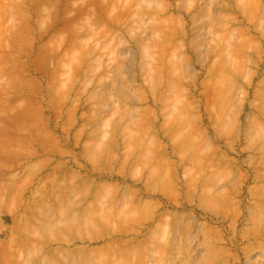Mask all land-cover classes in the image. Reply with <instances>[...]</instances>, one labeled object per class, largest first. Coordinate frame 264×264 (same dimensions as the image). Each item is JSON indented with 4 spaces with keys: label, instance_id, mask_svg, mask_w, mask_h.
Here are the masks:
<instances>
[{
    "label": "rangeland",
    "instance_id": "obj_1",
    "mask_svg": "<svg viewBox=\"0 0 264 264\" xmlns=\"http://www.w3.org/2000/svg\"><path fill=\"white\" fill-rule=\"evenodd\" d=\"M239 1L0 0V264H264V0Z\"/></svg>",
    "mask_w": 264,
    "mask_h": 264
},
{
    "label": "bare ground",
    "instance_id": "obj_2",
    "mask_svg": "<svg viewBox=\"0 0 264 264\" xmlns=\"http://www.w3.org/2000/svg\"><path fill=\"white\" fill-rule=\"evenodd\" d=\"M240 1H241V0H240ZM240 1H239V2H240ZM243 2H245V1H243ZM257 2H259V1H257ZM12 3H13V2H12ZM246 3H247V2H245V6L247 5ZM6 4H7V2H6ZM258 4H259V3H258ZM2 5H3V4H2ZM251 5H252V4H251ZM247 6H248V5H247ZM165 7H166V6H165ZM239 7H241V6H239ZM250 7H251V6H250ZM252 7H253V6H252ZM256 7H257V6H256ZM244 8H246V7H244ZM166 9H167V8H166ZM261 9H262V8H261ZM164 10H165V9H164ZM256 10H257V9H256ZM256 10H255V11H256ZM244 11H245V10H244ZM17 12H18V11H17ZM252 13H255V12H252ZM263 13H264V11H263ZM19 16H20V15H19ZM246 16H247V15H246ZM248 16H249V15H248ZM251 18H252V17H251ZM254 18H255V17H254ZM23 19H24V18H23ZM19 20H20V19H19ZM2 23H3V22H2ZM89 24H90V23H89ZM1 25H2V24H1ZM225 28H227V27H225ZM1 29H2V27H1ZM168 30H169V29H168ZM243 33H244V32H243ZM166 34H167V33H166ZM8 35H9V34H8ZM240 35H241V34H240ZM226 36L228 37V35H226ZM224 37H225V36H224ZM245 38H246V37H245ZM249 39H250V38H249ZM161 40H163V39H161ZM228 40H229V39H228ZM236 40H237V38H236ZM244 40H245V39H244ZM247 40H248V39H247ZM229 41H230V40H229ZM233 42H234V41H233ZM224 44H225V43H224ZM165 45H166V44H165ZM234 46H235V45H234ZM144 47H145V46H144ZM147 47H149V46H147ZM217 47H218V46H217ZM224 47H225V46H224ZM227 48H228V47H227ZM236 48H237V47H236ZM144 49H145V48H144ZM225 49H226V47H225ZM233 49H234V48H233ZM233 49H232V50H233ZM148 50H149V49H148ZM146 52H147V50L145 51V53H146ZM233 52H234V50H233ZM230 53H231V51H230ZM147 54H149V52H148ZM222 54H223V53H222ZM233 54H234V53H233ZM145 56H146V55H145ZM227 56H228V55H227ZM232 56H233V55H232ZM224 57H226V56H224ZM237 58H238V57H237ZM229 60H230V59H229ZM230 61H231V60H230ZM240 61H241V60H240ZM240 61H239V62H240ZM227 62H228V61H227ZM236 62H237V60H236ZM237 64H238V63H237ZM220 65H221V64H220ZM233 66H234V65H233ZM235 68H236V67H235ZM226 71H227V70H226ZM232 71H233V70H232ZM224 72H225V70H224ZM235 72H236V71H235ZM218 73H219V72H218ZM216 74H217V73H216ZM222 74H223V73H222ZM226 74H227V73H226ZM236 74H237V73H236ZM236 74H235V75H236ZM224 75H225V74H224ZM216 77H217V76H215V78H216ZM218 77H219V76H218ZM230 77H231V76H230ZM224 78H225V77H224ZM226 79H227V78H226ZM223 80H224V79H223ZM223 80H222V81H223ZM232 81H233V80H232ZM217 82H218V81H217ZM220 83H221V84H224V83H222V82H220ZM228 83H229V82H228ZM214 84H215V83H214ZM217 84H218V83H217ZM225 84H226V83H225ZM215 86H216V85H215ZM225 86H226V85H225ZM234 86L236 87V84H235ZM234 86H233V87H234ZM229 89H230V88H229ZM231 89H232V86H231ZM234 90H235V89H234ZM232 91H233V89H232ZM225 92H226V91H225ZM228 92H229V91H228ZM219 95H220V94H219ZM230 95H231V94H230ZM217 97H218V96H217ZM224 97H225V96H224ZM228 97H229V96H228ZM218 98H219V97H218ZM221 98H222V97H221ZM219 99H220V98H219ZM219 99H217V100H219ZM218 102H219V101H218ZM220 102H221V101H220ZM217 104H218V103H217ZM225 107H226V106H225ZM226 109H227V108H226ZM226 109H225V110H226ZM216 110H217V109H216ZM216 110H215V111H216ZM222 110H223V109H222ZM178 113H180V115H181V112H178ZM225 113H226V112H225ZM223 114H224V113H223ZM226 114H227V113H226ZM128 115H129V114H128ZM128 115H127L126 117H129ZM172 115H173V114H172ZM177 115H179V114H177ZM220 115H221V114H220ZM168 117H169V116H168ZM219 117H220V116H219ZM129 118H130V117H129ZM222 118H224V117H222ZM225 118H226V117H225ZM132 119H133V118H132ZM178 119H179V118H178ZM125 120H128V119L126 118ZM225 120H226V119H225ZM228 120H229V119H228ZM233 120H234V119H233ZM141 121H142V120H141ZM141 121H140V122H141ZM176 121H177V119H176ZM179 121H181V120H178L177 122H179ZM230 121H231V120H230ZM168 122H169V121H168ZM174 122H175V121H174ZM232 122H234V121H232ZM135 123H136V122H135ZM130 124H131V123H130ZM130 124H129V125H130ZM142 124H143V123H142ZM177 124H178V123H177ZM123 125H124V124H123ZM137 125H138V123H137ZM144 125H145V124H144ZM233 125H234V124H233ZM135 126H136V124H135ZM147 126H148V125H147ZM169 126H170V124H169ZM178 126H179V125H178ZM133 127H134V126H133ZM137 127H138V126H136V129H137ZM145 127H146V125H145ZM173 127H174V126H173ZM231 127H232V126H231ZM129 128H130V127H129ZM171 128H172V127H171ZM176 128H177V127H176ZM181 128H182V126H181ZM174 129H175V128H174ZM127 130H128V129H127ZM131 130H133V129H131ZM146 130H147V129H146ZM123 131H124V130H123ZM125 131H126V128H125ZM125 131H124V132H125ZM144 131H145V130H144ZM149 131H150V130H149ZM129 132H130V131H129ZM129 132H128V133H129ZM137 132H138V131H137ZM140 132H141V131H140ZM147 132H148V131H147ZM168 132H169V131H168ZM178 132H179V131H178ZM178 132H176V133H178ZM185 132H187V131H185ZM185 132H184V134H185ZM145 133H146V131H145ZM179 133H180V132H179ZM124 134H125V133H124ZM188 134H189V133H188ZM138 135H139V134H138ZM140 135H141V134H140ZM140 135H139V136H140ZM175 135H176V134H175ZM170 136H171V135H170ZM143 137H144V136H143ZM148 137H149V136H148ZM188 137H189V136H188ZM188 137H187V138H188ZM138 138H139V137H138ZM178 138H179V137H178ZM181 138H182V137H181ZM182 139H184V138H182ZM188 140H189V139H188ZM142 141H143V140H142ZM147 141H148V140H147ZM156 141H157V140H156ZM156 141H155V144H156ZM172 141H173V140H172ZM181 141H182V140H181ZM181 141H180V142H181ZM139 142H141V140H139ZM139 142H138V144H139ZM153 142H154V140H153ZM177 142H178V140H177ZM177 142H176V143H177ZM188 142H189V141H188ZM188 142H187V143H188ZM155 144H154V145H155ZM158 144H159V142H158ZM181 144H182V143H181ZM159 145H160V144H159ZM173 145H174V144H173ZM176 145H177V144H176ZM196 145H197V144H196ZM136 146H137V145H136ZM145 146H147V145H145ZM145 146H144V147H145ZM150 146H151V144H150ZM164 146H165V145H164ZM194 146H195V145H194ZM142 147H143V146H142ZM151 147H152V146H151ZM155 147H156V145H155ZM159 147H162V146H159ZM165 147H166V146H165ZM175 147H176V146H175ZM177 147H178V145H177ZM181 147H182V146H181ZM137 148H138V147H137ZM145 148H146V147H145ZM197 148L199 149L200 147L198 146ZM202 148H203V146H202ZM143 149H144V148H143ZM143 149H142V150H143ZM151 149H152V148H151ZM176 149H177V148H176ZM180 149H181V148H180ZM182 149H183V148H182ZM145 150H146V149H145ZM153 150H154V148H153ZM155 150H156V149H155ZM162 150H163V148H162ZM183 150H184V149H183ZM156 151H158V148H157ZM159 151H160V150H159ZM198 151H199V150H198ZM147 152H148V151H147ZM163 152H164V151H163ZM166 152H167V151H166ZM186 152H187V151H186ZM202 152H203V151H202ZM200 153H201V152H200ZM142 154H144V153H142ZM151 154H152V152H151ZM154 154H155V153H154ZM160 154H161V153H160ZM187 154H188V153H187ZM145 155H146V154H145ZM155 155H156V154H155ZM165 155H166V153L164 154V156H165ZM204 155H205V154H204ZM181 156H182V155H181ZM187 156H188V155H187ZM159 157H160V156H159ZM162 157H163V156H162ZM167 157H168V156H167ZM202 157H203L204 159H206L205 156H202ZM164 158H166V157H164ZM186 158H187V157H186ZM203 158H201V161L203 160ZM156 159H157V158H156ZM158 159H160V158H158ZM167 159H169V158H167ZM183 159H184V161H185V157H184ZM143 160H144V159H143ZM145 160H146V158H145ZM192 160H193V159H192ZM195 160L197 161V160H199V159L196 157ZM159 161H160V160H159ZM162 161L164 162V160H162ZM184 161H183V162H184ZM205 161H206V160H205ZM170 162H172V161L169 160V164H170ZM191 162H192V161H191ZM161 163H162V162H161ZM164 163H165V162H164ZM173 163H174V162H173ZM173 163H172V164H173ZM202 163H203V161H202ZM205 163H206V162H205ZM156 164H157V161H156ZM166 164H167V163H166ZM172 164H171V165H172ZM181 164H182V163H181ZM203 164H204V163H203ZM171 165H169V169H170V166H171ZM193 165H196V164H193ZM153 166H155V165H153ZM156 166H157V169H158V165H156ZM160 166H161V165H160ZM199 166H200V165H199ZM199 166H198V167H199ZM205 166H206V165H205ZM205 166H204V167H205ZM189 167H190V166H189ZM193 167H194V166H193ZM204 167H203V168H204ZM185 168H186V167H185ZM201 168H202V167H201ZM162 169L164 170V167H162ZM190 169H193V168L190 167ZM160 170H161V169H160ZM165 170H167V169L165 168ZM187 170H189V169H187ZM194 170L197 171L196 169H194ZM225 170H227V169H225ZM191 171H192V170H191ZM221 171H222V169H221ZM158 172H159V171H158ZM187 172H188V171H187ZM187 172H186V173H187ZM153 173H154V172H153ZM160 173H161V171H160ZM162 173H164V171H163ZM197 173H198V172H197ZM156 174H158V173L156 172ZM168 174H169V173H168ZM189 174H190V173H189ZM201 174H203V172H202ZM218 174H219V173H218ZM224 174H225V173H224ZM228 174H229V173H228ZM72 175H73V174H72ZM165 175H166V174H165ZM169 175H172V174H169ZM187 175H188V174H187ZM192 175H193V177H195V176H194V173H193ZM197 175H198V174H197ZM199 175H200V174H199ZM220 175H221V174H220ZM151 177H152V176H151ZM151 177H149V178L151 179ZM153 177H155L154 174H153ZM156 177H157V176H156ZM159 177H161V175H160ZM170 177H171V176H170ZM173 177H174V176H173ZM188 177H189V176H188ZM217 177H218V176H217ZM76 178H77V177H76ZM146 178H147V177H146ZM162 178H163V177H162ZM166 178H167V177H166ZM166 178H165V179H166ZM168 178H169V177H168ZM171 178H172V177H171ZM171 178H170V179H171ZM197 178H198V177H197ZM156 179H157V178H156ZM77 180H78V179H77ZM167 180H168V179H167ZM184 180H185V179H184ZM83 181H84V180H83ZM150 181H151V180H150ZM157 181H158V180H157ZM159 181H161V179H160ZM162 181H163V179H162ZM191 181H192V180H191ZM196 181H197V180H196ZM90 182H91V181H90ZM153 182H154V180L152 179V183H153ZM166 182H167V181H166ZM169 182H170V181H169ZM174 182H175V181H174ZM157 183H158V182H157ZM172 183H173V180H172ZM196 183H197V182H196ZM148 184H149V183H148ZM150 184H151V182H150ZM155 184H156V183H155ZM168 184H169V183H168ZM168 184H167V185H168ZM174 184H175V183H174ZM193 184H195V183L193 182ZM152 185H153V184H152ZM158 185H159V184H158ZM162 185H163L162 187H164V185H166V184H165V181H164V183H163ZM190 185H191V184H190ZM90 186H91V185H90ZM114 186H115V185H114ZM156 186H157V185H156ZM172 186H173V185H172ZM172 186H171V187H172ZM204 186H205V185H204ZM97 187H98V186H97ZM97 187H96V188H97ZM107 187H108V186H107ZM147 187H148V186H147ZM150 187H152V186H150ZM150 187H149V188H150ZM205 187H206V186H205ZM101 188H102V184H101ZM116 188H117V186H116ZM155 188H156V187H155ZM157 188H158V187H157ZM164 188H166V187H164ZM169 188H170V187H169ZM175 188H176V186H175ZM195 188H196V187H195ZM207 188H208V187H207ZM207 188H206V189H207ZM70 189H71V188H70ZM86 189H87V188H86ZM90 189H91V188H90ZM118 189H119V188H118ZM197 189H198V188H197ZM202 189H203V188H202ZM63 190H64V189H63ZM63 190H62V191H63ZM65 190H66V189H65ZM97 190H98V189H97ZM114 190H115V189H114ZM146 190H147V189H146ZM157 190H158V189H157ZM60 191H61V190H60ZM60 191H59V192H60ZM88 191H89V190H88ZM102 191H103V190H102ZM110 191H112V190H110ZM134 191H135V190H134ZM137 191H138V190H137ZM154 191H155V190H154ZM67 192H68V191H67ZM84 192H85V191H84ZM90 192H91V191H90ZM96 192H97V191H96ZM113 192H114V191H113ZM113 192H112V195H113ZM128 192H129V191H128ZM146 192H147V191H146ZM162 192H163V191H162ZM55 193H56V192H55ZM55 193H54V194H55ZM60 193H61V192H60ZM100 193H101V192H100ZM107 193H108V192H107ZM116 193H117V192H116ZM116 193H115V194H116ZM135 193H136V192H135ZM135 193H133V195H134ZM54 194H53V195H54ZM56 194H57V193H56ZM62 194H63V192H62ZM94 194H95V193H94ZM110 194H111V193H110ZM110 194H109V195H110ZM137 194H138V193H137ZM204 194H205V193H204ZM210 194H211V193H210ZM256 194H257V193H256ZM57 195L60 196V194H57ZM95 195H96V194H95ZM207 195H208V194H207ZM214 195H215V194H214ZM221 195H223V194H221ZM221 195L219 194V196H221ZM225 195H227V194L225 193ZM69 196H70V195H69ZM100 196H101V195H100ZM127 196H128V195H127ZM135 196H136V197H135ZM204 196H205V195H204ZM209 196H210V195H209ZM51 197H52V196H51ZM51 197H50V199H51ZM61 197H62V196H61ZM66 197H67V196H66ZM85 197H87V196H85ZM85 197H84V199H85ZM95 197H96V196H95ZM112 197H114V196H112ZM115 197H117V196L115 195ZM128 197H129V196H128ZM134 197H135V198H133V197H132L131 199L129 198V199H130V202H131V204H132V206H133V208H134V206H136V203H135L136 199H138L136 194L134 195ZM227 197H228V196H226V197H224V198L227 199ZM52 198H53V197H52ZM207 198H208V197H207ZM207 198H206V199H207ZM218 198H219V197H218ZM259 198H260V197H259ZM262 198H263V197H262ZM262 198H260V199H262ZM98 199H99V198H98ZM100 199H101V198H100ZM112 199H114V198H112ZM115 199H116V198H115ZM212 199H213V198H212ZM212 199H211V201H212ZM221 199H222V198H221ZM55 200H56V199H55ZM60 200H61V199H60ZM62 200H63V199H62ZM78 200H80V199H78ZM109 200H110V198H109ZM139 200H140V199H139ZM201 200H202V199H201ZM81 201H82V200H81ZM90 201H91V200H90ZM90 201H89V202H90ZM94 201H95V200H94ZM99 201H100V200H99ZM105 201H106V200H105ZM114 201H115V200H114ZM114 201H109V202L114 203ZM118 201H119V200H118ZM208 201H209V200H208ZM50 202H51V201H50ZM55 202H56V201H55ZM97 202H98V201H97ZM116 202H117V201H115V203H116ZM139 202H140V201H138V203H139ZM148 202H149V201H148ZM148 202H147V203H148ZM206 202H207V201H206ZM209 202H210V201H209ZM58 203H59V202H58ZM83 203H84V202H83ZM91 203H92V202H91ZM102 203H103V202H102ZM115 203H114V204H115ZM157 203H158V202H157ZM207 203H208V202H207ZM207 203H206V204H207ZM214 203H215V202H214ZM53 204H54V202H52V205H53ZM110 204H111V203H110ZM149 204H151V203H149ZM155 204H156V203H155ZM209 204H211V203H209ZM259 204H260V202H259ZM59 205H60V204H59ZM62 205H63V204H62ZM82 205H83V204H82ZM139 205H140V204H139ZM144 205H145V204H144ZM152 205H153V204H152ZM256 205H257V202H256ZM49 206H50V205H49ZM56 206H57V205H55V207H56ZM65 206H66V205H65ZM80 206H81V205H80ZM104 206H105V204H104ZM113 206H114V205H113ZM117 206H118V205H117ZM132 206H131V207H132ZM140 206H141V205H140ZM210 206H211V205H210ZM259 206H261V204H260ZM263 206H264V205H263ZM52 207H53V206H52ZM83 207H86V206H83ZM96 207H97V206H96ZM99 207H100V206H99ZM99 207H98L97 209H99ZM107 207H108V206H107ZM111 207H112V206H111ZM129 207H130V205H129ZM129 207H128V208H129ZM131 207H130V210H129V211H127L128 209H127V210L125 209L124 211H126V212H130L131 209H133V208H131ZM151 207H152V206H150V209H152ZM158 207H159V205H158ZM255 207H256V206H255ZM103 208H104V207H103ZM105 208H106V206H105ZM113 208H114V207H113ZM115 208H116V207H115ZM120 208H121V207H120ZM125 208H126V207H125ZM148 208H149V207H148ZM154 208H156V207L154 206ZM263 208H264V207H263ZM263 208H262V209H263ZM59 209H60V208H59ZM84 209H85V208H84ZM86 209H87V208H86ZM92 209H93V208H92ZM101 209H102V208H101ZM110 209H112V208H110ZM143 209H144V208H143ZM258 209L260 210L261 208L259 207ZM262 209H261V211H262ZM63 210H64V208H63ZM79 210H80V209H79ZM105 210H106V209H105ZM108 210H109V208H108ZM114 210H115V209H114ZM147 210H148V209H147ZM152 210H153V209H152ZM256 210H257V209H256ZM92 211H93V210H92ZM98 211H99V210H98ZM110 211H111L110 213L113 212V214H110V213H109V215H112V216H110L111 218L113 217L114 214H116V215L118 214V213H114L113 210H110ZM118 211H119V210H118ZM140 211H141V210H140ZM43 212H44V211H43ZM53 212H54V211H52V213H53ZM57 212H59V211H57ZM60 212H61V211H60ZM60 212H59V214H60ZM82 212H83V211H82ZM107 212H108V211L106 210V214H108ZM144 212H145V211H144ZM144 212H143V213H144ZM148 212H149V211H148ZM150 212H151V211H150ZM55 213H56V212H55ZM55 213H54V214H55ZM62 213H63V212H62ZM87 213H88V212H87ZM93 213H94V212H93ZM95 213H96V212H95ZM98 213H99V212H98ZM222 213H223V212H222ZM251 213H252V212H251ZM261 213H262V212H261ZM263 213H264V212H263ZM263 213H262V214H263ZM54 214H53V215H54ZM84 214H85V213H84ZM102 214H103V213H102ZM106 214H104V216H108V217H109V215H106ZM223 214H224V213H223ZM256 214H257V213H256ZM258 214H260V212H259ZM262 214H260V215H262ZM67 215H68V214H67ZM86 215H88V214H86ZM94 215H95V214H94ZM122 215H124V214H122ZM224 215H225V214H224ZM253 215H254V214H253ZM51 216H52V215H51ZM62 216H63V215H62ZM62 216H61V217H62ZM65 216H66V215H65ZM83 216H84V215H83ZM91 216H92V215H91ZM97 216H98V214H97ZM102 216H103V215H102ZM119 216H120V215H119ZM63 217H64V216H63ZM75 217H76V216H75ZM77 217H79V216H77ZM95 217H96V216H95ZM114 217H115V215H114ZM114 217H113V218H114ZM122 217H123V216H122ZM126 217H127V216H126ZM169 217H170V216H169ZM176 217H177V216H176ZM249 217H250V216H249ZM255 217H257V216H255ZM259 217H260V216H258V218H259ZM44 218H45V216H44ZM58 218H59V217H58ZM71 218H72V217H71ZM80 218H81V217H80ZM88 218H89V216H88ZM96 218H97V217H96ZM103 218H104V217H103ZM106 218H107V217H106ZM117 218H118V217H117ZM178 218H179V217H178ZM260 218H261V217H260ZM260 218H259V221H260ZM39 219H41V218H39ZM50 219H52V218H50ZM65 219H66V218H65ZM73 219H76V218H72V219H70V220L73 221ZM84 219H85V218H84ZM89 219H90V218H89ZM114 219H115V218H114ZM114 219H113V221H114ZM121 219H124V218H121ZM129 219H130V218H129ZM170 219H171V218H170ZM248 219H252V218H248ZM254 219H255V218H254ZM254 219H253V220H254ZM82 220H83V219H82ZM82 220H81V222H82ZM93 220H95V219H93ZM118 220H120V218H119ZM166 220H167V219H166ZM171 220H172V219H171ZM50 221H51V220H50ZM100 221H101V220H100ZM103 221H104V220H103ZM103 221H101V222H103ZM109 221H110V220H109ZM111 221H112V219H111ZM139 221H140V220H139ZM254 221H255V220H254ZM254 221H253V222H254ZM256 221H258V219H257ZM48 222H49V220H48ZM79 222H80V221H79ZM84 222H85V221H84ZM88 222H89V221H88ZM90 222H91V221H90ZM90 222H89V223H90ZM114 222H115V221H114ZM116 222H118V221H116ZM126 222H127V220H126ZM137 222H138V220H137ZM74 223H75V220H74ZM110 223H111V222H110ZM124 223H125V222H124ZM138 223H139V222H138ZM260 223L263 224L264 221H263V222H260ZM71 224H72V223H71ZM75 224H78V223H75ZM83 224H84V223H83ZM93 224H94V223H93ZM103 224H105V222H104ZM116 224H117V223H116ZM122 224H123V223H122ZM166 224H167V223H166ZM169 224H170V223H169ZM59 225H60V224H59ZM59 225L57 224V228L59 227ZM86 225H87V224H86ZM99 225H100V224H99ZM129 225H130V224H129ZM163 225H164V224H163ZM263 225H264V224H263ZM26 226H27V225H26ZM28 226H31V224L28 225ZM43 226H44V225H43ZM72 226H73V225H72ZM75 226H76V225H75ZM83 226H84V225H83ZM96 226H97V225H95V227H96ZM100 226H101V225H100ZM117 226H118V224H117ZM161 226H162V225H161ZM252 226H254V224H253ZM255 226H256V225H255ZM88 227H89V225H88ZM90 227L92 228V226H90ZM101 227H102V226H101ZM105 227H106V226H105ZM107 227H108V226H107ZM125 227H126V226H125ZM125 227H124V228H125ZM127 227H128V226H127ZM134 227H135V226H134ZM163 227H164V226H163ZM171 227H172V226H171ZM25 228H26V227H25ZM47 228H49V226H48ZM63 228H64V227H63ZM63 228H62V229H63ZM83 228H84V227H83ZM83 228H82V226H81V229H82V230H84ZM93 228H94V227H93ZM103 228H104V227H103ZM114 228L116 229L117 227H114ZM118 228H119V227H118ZM118 228H117V229H118ZM129 228H130V227H128L127 229H129ZM168 228H169V227H168ZM256 228H257V227H256ZM29 229H31V228H29ZM33 229H34V228H33ZM51 229H52V227H51ZM53 229H54V228H53ZM62 229H61V230H62ZM66 229H67V228H66ZM76 229H77V227H76ZM122 229H123V228H122ZM133 229H134V228H133ZM133 229H132V231H133ZM161 229H162V228H161ZM165 229H166V228H165ZM253 229H254V228H253ZM64 230H65V229H64ZM93 230H94V229H93ZM99 230H100V229H99ZM102 230H103V229H102ZM106 230H107V229H106ZM119 230L121 231L120 228H119ZM123 230H124V229H123ZM168 230H169V229H168ZM248 230H249V228H248ZM254 230H255V229H254ZM258 230H259V228H258ZM258 230H257V232H258ZM263 230H264V229H263ZM27 231H28V228H27ZM44 231H45V229H44ZM44 231H43V232H44ZM49 231H50V230H49ZM54 231H55V229H54ZM56 231H57V230H56ZM77 231H78V230H77ZM115 231H116V230H115ZM206 231H207V229H206ZM250 231H251V230H250ZM259 231H260V230H259ZM83 232H84V231H83ZM83 232H82V233H83ZM91 232H92V231H91ZM93 232H94V231H93ZM103 232H104V230H103ZM113 232H114V231H113ZM257 232H256V233H257ZM260 232H261V231H260ZM263 232H264V231H263ZM263 232H261V233L258 232L259 234H257V236H263V235H264ZM62 233H63V232H62ZM82 233H81V235H82ZM108 233H110V232H108ZM114 233H116V232H114ZM124 233H125V232H124ZM160 233H161V232H160ZM206 233H207V232H206ZM246 233H247V232H246ZM250 233H251V232H249V235H250ZM252 233H253V232H252ZM47 234H48V233H47ZM76 234H77V233H76ZM98 234H99V233H98ZM98 234H97V235H98ZM100 234H101V232H100ZM116 234H117V233H116ZM127 234H128V233H127ZM158 234H159V233H158ZM164 234H165V233H164ZM44 235H45V234H44ZM49 235H50V234H49ZM54 235H55V234H54ZM92 235H93V234H92ZM97 235H96V236H97ZM109 235H110V234H109ZM119 235H120V234H119ZM150 235H151V234H150ZM156 235H157V234H156ZM168 235H169V234H168ZM168 235H167V236H168ZM206 235H207V234H206ZM255 235H256V234L254 233V236H255ZM40 236H41V235H40ZM47 236H48V235H47ZM83 236H84V235H83ZM100 236H102V235H100ZM100 236H99V239H98V240H100ZM111 236H112V235H111ZM167 236H166V238H167ZM169 236H170V235H169ZM245 236H246V234H245ZM245 236H244V237H245ZM84 237H86V236H84ZM97 237H98V236H97ZM97 237H94V236L92 237V236H90V238H89V237H86V238L90 239V242H91V240H95ZM148 237H149V236H148ZM157 237H158V235H157ZM157 237H155V238L157 239ZM160 237H161V236H160ZM182 237H183V236H182ZM182 237H180L179 239H181ZM255 237H256V236H255ZM11 238H12V237H11ZM11 238H10V240H11ZM15 238H16V237H15ZM55 238H56V237H55ZM149 238H150V237H149ZM166 238H165V239H166ZM184 238H185V237H184ZM246 238H247V237H246ZM248 238H249V237H248ZM256 238H258V237H256ZM263 238H264V236H263ZM67 239H68V238H67ZM101 239H103V238H101ZM104 239H105V238H104ZM169 239H171V238H168V240H169ZM244 239H245V238H244ZM16 240H17V239H16ZM54 240H55V239H54ZM83 240H84V239H83ZM85 240H86V239H85ZM114 240H115V238H114ZM144 240H145V239H144ZM207 240H208V239H207ZM75 241H76V240H75ZM81 241H82V240H81ZM111 241L113 242V240H111ZM121 241H122V240H121ZM130 241H131V240H129V243H130ZM140 241H141V240H140ZM146 241H147V240H145V242H146ZM148 241H149V240H148ZM166 241H167V240H166ZM166 241H164V242H166ZM178 241H179V240H178ZM260 241H261V239H260ZM260 241H259V242H260ZM71 242H72V241H71ZM116 242H117V241H116ZM126 242H128L127 239H126ZM126 242H124V243H126ZM154 242H155V241H154ZM182 242H183V241H182ZM182 242L179 241V244L181 245ZM119 243H120V242H118V244H119ZM129 243H128V244H129ZM146 243H147V242H146ZM155 243H156V242H155ZM166 243H167V242H166ZM169 243H170V242H169ZM263 243H264V242H263ZM263 243H262V244L259 243L258 245L261 244V247H262V246H264ZM107 244H108V243H107ZM110 244H111V243H110ZM120 244H122V242H121ZM131 244H132V243H131ZM139 244H140V242H139ZM151 244H153V243H151ZM151 244H150V245H151ZM161 244H163V243L161 242V243L158 244V245L161 246ZM183 244H184V243H183ZM252 244H254V243H252ZM9 245H10V244H9ZM11 245H12V244H11ZM11 245H10V246H11ZM14 245H15V244H14ZM14 245H13V246H14ZM37 245H39V244H37ZM113 245H114V244H113ZM126 245H127V244H126ZM133 245H136V244H133ZM143 245H144V244H143ZM158 245H156V246L158 247ZM34 246H35V245H34ZM109 246H110V245H109ZM109 246H107V245H106V247L104 246V247H105V248H104V252L106 251L105 254H107L106 256H105V254H104V252H103V250H102V249H103V246H102V248L100 247V251H102L103 254H100L101 252L99 251V248L97 247V248H98L97 250L99 251V252H97V253L100 254V255L105 256L104 258H103V256H102V257H101L102 259H99V258L97 257V258H98V259H97L98 261L101 260L100 262L103 261V262H107V264H108L109 261H107V260H110L111 258H113L112 256H114V254H116V255H117V254H119V255H120V254H123V255H124V254L127 253V252H128V254H129V251H130V250H129V251H126L127 248H126L125 246H124V247L126 248L125 251H123L124 249H122V251H121L120 248L117 249V247H115V246L112 247V245H111V247H109ZM122 246H123V245H122ZM136 246H137V245H136ZM136 246H135V247H136ZM138 246H139V245H138ZM141 246H142V245H141ZM148 246H149V245H148ZM156 246L153 247L154 250L156 249V248H155ZM165 246H166V244H165ZM169 246H170V245H169ZM80 247L82 248V246H80ZM80 247H79V248H80ZM114 247H115V248H114ZM120 247H121V245H120ZM124 247H123V248H124ZM130 247H131V246H130ZM149 247H150V246H149ZM149 247H148V248H149ZM162 247L164 248L163 245H162ZM162 247H161L160 249H162ZM11 248H12V247H11ZM30 248H31V247H30ZM33 248H34V247H33ZM36 248H37V247H36ZM36 248H35V250H36ZM42 248H43V247H42ZM76 248H77V247H76ZM79 248H78V250H79ZM85 248H86V247H85ZM85 248H83V249H85ZM121 248H122V247H121ZM132 248H134V247H132ZM146 248H147V247H146ZM150 248H151V247H150ZM158 248H159V247H158ZM158 248H157V249H158ZM167 248H168V247H167ZM167 248H165V249H167ZM180 248H181V247H180ZM74 249H75V248H74ZM89 249H90V248H89ZM129 249H130V248H129ZM137 249H138V248H137ZM139 249L141 250L140 247H139ZM168 249H169V248H168ZM168 249H167V250H168ZM178 249H179V248H178ZM37 250H39V249H37ZM92 250H93V249H92ZM92 250H91V251H92ZM97 250H95L94 254H93V253H91V254H93V255H95V256L98 255V254H95ZM131 250H132V249H131ZM134 250H136V249H134ZM145 250H146V249H145ZM152 250H153V249H152ZM163 250H164V249H163ZM180 250H181V249H179L178 251H180ZM33 251H34V250H33ZM82 251H83V250H82ZM146 251H147V250H146ZM184 251H185V250H184ZM250 251H251V249H250ZM31 252H32V251H31ZM34 252H35V251H34ZM65 252H66V251H65ZM67 252H68V251H67ZM134 252H135V251H134ZM136 252H137V251H136ZM147 252H149V251H147ZM151 252H152V251H151ZM156 252H157V251H156ZM159 252H160V251H159ZM161 252L163 253V251H161ZM164 252H165V250H164ZM261 252H262V251H261ZM57 253H58V252H57ZM89 253H90V252H89ZM89 253H88V254H89ZM111 253L113 254L112 256L110 255ZM137 253H138V252H137ZM263 253H264V252H263ZM263 253H262V255H263ZM70 254H71V253H70ZM83 254H84V253H83ZM131 254H132V253H131ZM131 254H130V255H131ZM143 254H144V253H143ZM157 254H158V253H157ZM166 254H167V252H166ZM166 254H165V255H166ZM93 255H92V256H93ZM108 255L111 256V257H109ZM116 255H115V256H116ZM119 255H118V256H119ZM137 255H138V254H137ZM140 255H141V252H140ZM144 255H145V254H144ZM160 255H161V253H160ZM260 255H261V254H260ZM76 256H77V255H76ZM76 256H75V257H76ZM83 256H84V255H83ZM83 256H82V257H83ZM95 256H93V257L95 258ZM107 256H108V257H107ZM115 256H114V257H115ZM125 256H126V255H125ZM125 256H124V257H125ZM131 256H132V255H131ZM162 256H163V255H162ZM84 257H85V256H84ZM90 257H91V256H90ZM99 257H100V256H99ZM126 257H127V256H126ZM128 257H129V256H128ZM135 257H136V256H135ZM158 257H159V256H158ZM164 257H165V256H164ZM262 257H263V256H262ZM52 258H54V255L52 256ZM105 258H107V259H105ZM117 258H118V257H117ZM130 258H131V257H130ZM139 258H140V257H139ZM139 258H137V259L139 260ZM155 258H156V257H155ZM2 259H3V258H2ZM22 259H23V258H22ZM103 259H104V260H103ZM122 259H123V258H122ZM128 259H129V258H128ZM128 259H127V260H128ZM156 259H157V258H156ZM260 259H261V258H260ZM4 260H5V258H4ZM49 260H50V259H49ZM73 260H74V258H73ZM91 260H92V259H91ZM105 260H106V261H105ZM113 260H115V258H114ZM118 260H119V258H118ZM138 260H137V261H138ZM141 260H142V263H143L144 260H143V259H141ZM141 260H139V262H140ZM150 260H151V259H150ZM152 260H153V259H152ZM160 260H161V259H159L158 261H160ZM162 260H163V259H162ZM258 260H259V259H258ZM1 261H2V260H1ZM7 261H8V260H7ZM10 261H11V260H10ZM61 261H62V260H61ZM67 261H68V259L66 260V262H67ZM93 261H94V260H93ZM119 261H120V260H119ZM122 261L124 262L125 260H122ZM133 261H134V260H133ZM256 261H257V260H256ZM260 261H261V260H260ZM12 262H13V261H12ZM27 262H29V261H27ZM95 262H96V261H95ZM95 262H94V264H95ZM110 262H113V261H110ZM123 262H117V263H118V264H120V263L122 264ZM135 262H136V261H135ZM135 262H133V263H135ZM160 262L162 263V261H160ZM163 262H164V261H163ZM6 263H7V262H6ZM24 263H25V262H24ZM113 263H116V262H113ZM113 263H112V264H113ZM117 263H116V264H117ZM124 263L127 264L126 261H125ZM124 263H123V264H124ZM133 263H132V264H133ZM142 263H141V264H142ZM150 263H151V262H150ZM155 263H156V262H155ZM166 263H167V262H166ZM207 263H208V261H207ZM12 264H13V263H12ZM62 264H63V262H62ZM65 264H66V263H65ZM70 264H71V263H70ZM75 264H77L76 261H75ZM102 264H103V263H102ZM110 264H111V263H110ZM128 264H129V260H128ZM130 264H131V263H130ZM136 264H137V263H136ZM143 264H145V262H144ZM147 264H148V263H147ZM259 264H260V263H259Z\"/></svg>",
    "mask_w": 264,
    "mask_h": 264
}]
</instances>
